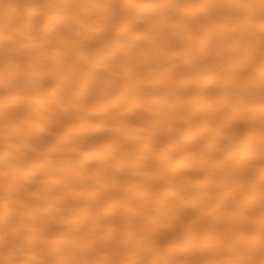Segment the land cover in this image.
Returning <instances> with one entry per match:
<instances>
[{
	"label": "bare ground",
	"instance_id": "bare-ground-1",
	"mask_svg": "<svg viewBox=\"0 0 264 264\" xmlns=\"http://www.w3.org/2000/svg\"><path fill=\"white\" fill-rule=\"evenodd\" d=\"M0 264H264V0H0Z\"/></svg>",
	"mask_w": 264,
	"mask_h": 264
}]
</instances>
